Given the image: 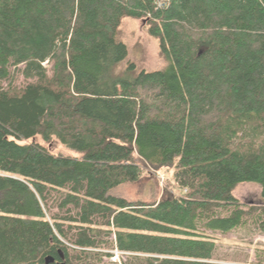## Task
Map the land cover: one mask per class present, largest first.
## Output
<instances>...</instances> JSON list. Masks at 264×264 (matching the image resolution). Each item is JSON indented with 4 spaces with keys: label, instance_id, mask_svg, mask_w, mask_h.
Here are the masks:
<instances>
[{
    "label": "trees",
    "instance_id": "1",
    "mask_svg": "<svg viewBox=\"0 0 264 264\" xmlns=\"http://www.w3.org/2000/svg\"><path fill=\"white\" fill-rule=\"evenodd\" d=\"M128 18L163 68L117 69ZM148 167L176 193H110ZM240 183L264 198V0H0V264H248L213 235L264 234Z\"/></svg>",
    "mask_w": 264,
    "mask_h": 264
},
{
    "label": "rangeland",
    "instance_id": "2",
    "mask_svg": "<svg viewBox=\"0 0 264 264\" xmlns=\"http://www.w3.org/2000/svg\"><path fill=\"white\" fill-rule=\"evenodd\" d=\"M156 4V2H155ZM119 37L128 47L126 60L118 66V70L126 67L127 62L134 63L136 72L140 69L153 70L163 68L166 65L161 55L157 41L148 35L145 22L142 19H124ZM20 81V78L17 79ZM35 142L43 144L40 137H35ZM51 153L67 156H77L78 153L69 147L53 140L48 146ZM112 195L123 197L129 201L151 202L160 199L167 194L176 193L170 172L146 168L141 178L136 182L123 183L110 191ZM242 205H259L264 198L261 197L260 187L255 183H240L233 191ZM219 249L226 258L236 261H246L248 264H264V234L255 232L248 235L242 229L229 233H214ZM113 239V235L109 237ZM64 241V239L61 238ZM96 251V250H93ZM103 251L110 254L104 256L101 263L112 262L123 264L130 255L116 251L115 248H105Z\"/></svg>",
    "mask_w": 264,
    "mask_h": 264
},
{
    "label": "built area",
    "instance_id": "3",
    "mask_svg": "<svg viewBox=\"0 0 264 264\" xmlns=\"http://www.w3.org/2000/svg\"><path fill=\"white\" fill-rule=\"evenodd\" d=\"M155 2H156L157 8H162L168 2V0H155ZM116 251H119V250L116 249ZM119 252H122V251H119ZM123 253H127V252H123Z\"/></svg>",
    "mask_w": 264,
    "mask_h": 264
},
{
    "label": "water",
    "instance_id": "4",
    "mask_svg": "<svg viewBox=\"0 0 264 264\" xmlns=\"http://www.w3.org/2000/svg\"><path fill=\"white\" fill-rule=\"evenodd\" d=\"M61 255V258L63 257L62 256V254H60ZM45 261H46V263H50V262H53L54 261V259L52 258V257H46L45 258ZM57 264H63V262L61 261V262H57Z\"/></svg>",
    "mask_w": 264,
    "mask_h": 264
}]
</instances>
